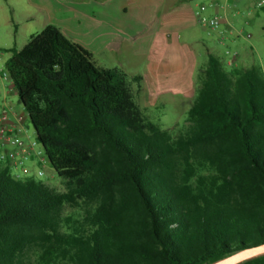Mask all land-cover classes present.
Segmentation results:
<instances>
[{
    "label": "trees",
    "instance_id": "16d2710c",
    "mask_svg": "<svg viewBox=\"0 0 264 264\" xmlns=\"http://www.w3.org/2000/svg\"><path fill=\"white\" fill-rule=\"evenodd\" d=\"M5 50L63 188L0 161V264H211L264 244L259 64L209 52L175 133L137 101L141 75L99 66L54 24Z\"/></svg>",
    "mask_w": 264,
    "mask_h": 264
},
{
    "label": "rangeland",
    "instance_id": "374dc122",
    "mask_svg": "<svg viewBox=\"0 0 264 264\" xmlns=\"http://www.w3.org/2000/svg\"><path fill=\"white\" fill-rule=\"evenodd\" d=\"M262 0H0V71L12 46L22 48L34 33L52 23L65 36L90 50L99 66L120 68L130 77L141 75L136 99L156 123L177 132L187 122L199 87L198 75L211 50L229 67L259 64L264 71V6ZM223 20L225 41L198 21L196 11ZM127 8V9H126ZM226 50L237 51L229 57ZM0 77V111L7 103L24 107ZM25 111V143L36 140ZM44 150L42 146L38 147ZM45 154V153H44ZM39 170L44 175L38 174ZM14 172L32 175L49 185H63L49 160L33 155ZM74 212L68 207L66 213ZM36 264V263H34Z\"/></svg>",
    "mask_w": 264,
    "mask_h": 264
},
{
    "label": "built area",
    "instance_id": "2783aa9c",
    "mask_svg": "<svg viewBox=\"0 0 264 264\" xmlns=\"http://www.w3.org/2000/svg\"><path fill=\"white\" fill-rule=\"evenodd\" d=\"M259 6H264V0L258 3ZM206 5L202 4L196 11L198 21L205 25L210 31H217L219 36V41H225V31L223 29V20L218 15L207 16L205 15ZM226 54L229 57H234L238 54L237 51L231 52L226 50ZM0 77L4 81L12 80L10 74L6 69L0 71ZM24 131V125L20 117L17 119L12 118V109L9 107H3L0 111V161L10 162L12 168L14 166L24 165L25 161L32 157L33 155L40 156L41 161L45 160V151L41 148H38L41 143L36 139L30 143H25L21 137V133ZM14 172V171H13ZM17 177H22V172H14ZM38 174L40 176L44 175L43 170H39Z\"/></svg>",
    "mask_w": 264,
    "mask_h": 264
},
{
    "label": "water",
    "instance_id": "95a60500",
    "mask_svg": "<svg viewBox=\"0 0 264 264\" xmlns=\"http://www.w3.org/2000/svg\"><path fill=\"white\" fill-rule=\"evenodd\" d=\"M264 254V244L240 251L219 259L211 264H239L245 260Z\"/></svg>",
    "mask_w": 264,
    "mask_h": 264
},
{
    "label": "crops",
    "instance_id": "0c3cea01",
    "mask_svg": "<svg viewBox=\"0 0 264 264\" xmlns=\"http://www.w3.org/2000/svg\"><path fill=\"white\" fill-rule=\"evenodd\" d=\"M44 3H46V0H44ZM49 24H52V23H49ZM209 51L212 52L211 50H209ZM10 88H11V90H14L16 92V90L14 89L13 83H11V87ZM7 102L8 101H7L6 97L4 96V101H3V106L2 107H9L10 109H12V118L15 120V119H17V117H20L21 120H22V123H24L25 116H26L25 111H24L25 109L23 110V108H20L18 105L14 104V103L9 104Z\"/></svg>",
    "mask_w": 264,
    "mask_h": 264
}]
</instances>
